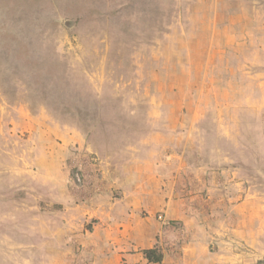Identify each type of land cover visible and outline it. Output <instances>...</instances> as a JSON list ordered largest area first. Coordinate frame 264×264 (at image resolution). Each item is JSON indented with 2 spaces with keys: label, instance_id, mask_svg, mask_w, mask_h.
Listing matches in <instances>:
<instances>
[{
  "label": "rangeland",
  "instance_id": "1",
  "mask_svg": "<svg viewBox=\"0 0 264 264\" xmlns=\"http://www.w3.org/2000/svg\"><path fill=\"white\" fill-rule=\"evenodd\" d=\"M2 17L16 23L0 25V264H89L82 235L112 223L93 201L111 208L134 160L162 175L179 156L180 174H219L232 224L253 230L215 242L206 225L220 261L197 264L264 260V0H0Z\"/></svg>",
  "mask_w": 264,
  "mask_h": 264
},
{
  "label": "crops",
  "instance_id": "2",
  "mask_svg": "<svg viewBox=\"0 0 264 264\" xmlns=\"http://www.w3.org/2000/svg\"><path fill=\"white\" fill-rule=\"evenodd\" d=\"M167 153L168 160H171L172 152L170 153L168 150L166 156ZM161 162L163 161L160 159L155 161L158 165ZM176 162L179 163L176 170L168 169L165 174L158 175L152 171L147 172L151 169L150 160L136 159L129 167H126L128 174H122L116 179L119 180L120 186L125 184V187L122 196L116 200L117 202L111 204V208L108 209L106 203H102L104 199L101 196L93 201L94 210L90 213L106 214L112 223L111 225L92 226L90 231L82 235L83 241L79 242L84 244L82 246H86L84 253L87 252L88 256L86 253L83 255L89 258V264H149L138 250L152 248L158 236L164 247V249L162 248L163 259L160 264H168L170 261L173 264H197L196 261L200 262L201 258L206 259L210 256L216 257L220 261L219 252L210 254L205 249V243L211 237L207 232L210 227L206 225H212L215 242H224L225 236L228 235L231 237L230 239L240 238L245 244L250 241L252 228L249 227L246 232L241 228L243 225L234 226L232 224L230 212L235 211L237 207L234 204L236 202L235 193L228 186L225 187L221 184L220 175L212 173L207 177L201 176L199 179L203 182L207 181V183L210 181L216 183L215 187L218 189H211L208 188L207 183L198 181L196 176H185L186 174L178 172L185 168L182 156L177 157ZM164 165L168 166L166 160ZM197 182L200 183L199 186H202V190L197 191ZM204 190H206L204 196L206 201L200 200V202L205 205L206 210L203 208L200 210V206L194 208L190 202L197 200L198 192L204 193ZM206 197L212 201L208 202ZM117 203L120 205L116 207ZM94 211H98V213ZM157 213L162 214L165 220L178 228L167 229L165 227L166 232L163 233V228L161 229L160 225L152 219V216ZM225 225H229L228 228ZM169 233L176 237L177 245L181 244L178 251L175 247L167 250L164 246V240H170L167 236ZM255 233L263 236L264 225H261ZM217 247H219V243Z\"/></svg>",
  "mask_w": 264,
  "mask_h": 264
},
{
  "label": "trees",
  "instance_id": "3",
  "mask_svg": "<svg viewBox=\"0 0 264 264\" xmlns=\"http://www.w3.org/2000/svg\"><path fill=\"white\" fill-rule=\"evenodd\" d=\"M0 19H3V20H0V25H7V26H9V24H15L16 23V22L14 23V20H8V18L2 17ZM31 24L34 25V26L37 25V23L35 25L34 22L33 23L31 22ZM32 31H36V32L34 33ZM31 32L34 34V36L29 37V39H26V40H31V41H34L35 40L36 42L38 41L39 44H42L44 37H42V35H40V34H37L38 31L35 30L32 27H31ZM39 59H42V64H46L45 61H44V58L39 57ZM25 64H26V62H24V60L21 61L19 58H16V62H15V66L16 67H19V66L25 65ZM27 64H28V66L30 65L29 63H27ZM46 65H48V64H46ZM29 68L31 69V66H29ZM143 254H144L146 260L148 262H150V263H159L161 261V259H162V255H161V252H160L159 249L144 250L143 251ZM258 264H264V260L258 262Z\"/></svg>",
  "mask_w": 264,
  "mask_h": 264
}]
</instances>
